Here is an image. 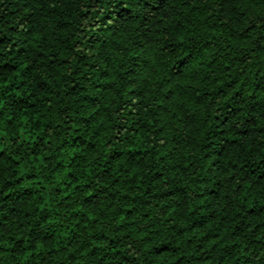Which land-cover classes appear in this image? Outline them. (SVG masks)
Masks as SVG:
<instances>
[{
    "label": "trees",
    "instance_id": "trees-1",
    "mask_svg": "<svg viewBox=\"0 0 264 264\" xmlns=\"http://www.w3.org/2000/svg\"><path fill=\"white\" fill-rule=\"evenodd\" d=\"M0 264H264V0H0Z\"/></svg>",
    "mask_w": 264,
    "mask_h": 264
}]
</instances>
